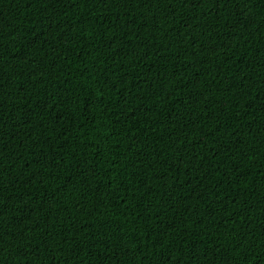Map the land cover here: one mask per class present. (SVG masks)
Segmentation results:
<instances>
[{
    "label": "trees",
    "instance_id": "trees-1",
    "mask_svg": "<svg viewBox=\"0 0 264 264\" xmlns=\"http://www.w3.org/2000/svg\"><path fill=\"white\" fill-rule=\"evenodd\" d=\"M0 264H264V0H0Z\"/></svg>",
    "mask_w": 264,
    "mask_h": 264
}]
</instances>
